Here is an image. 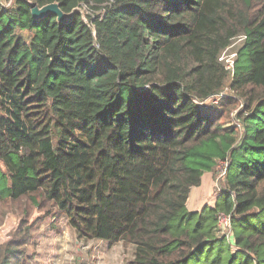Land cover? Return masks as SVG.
<instances>
[{
  "label": "trees",
  "instance_id": "trees-1",
  "mask_svg": "<svg viewBox=\"0 0 264 264\" xmlns=\"http://www.w3.org/2000/svg\"><path fill=\"white\" fill-rule=\"evenodd\" d=\"M56 1L93 13L32 14ZM222 160L215 205L190 211ZM0 162V203L50 204L79 238L131 245L132 264H264V0L0 5ZM15 232L0 264H27Z\"/></svg>",
  "mask_w": 264,
  "mask_h": 264
},
{
  "label": "rangeland",
  "instance_id": "rangeland-1",
  "mask_svg": "<svg viewBox=\"0 0 264 264\" xmlns=\"http://www.w3.org/2000/svg\"><path fill=\"white\" fill-rule=\"evenodd\" d=\"M76 10L85 20L93 13L86 3H82ZM243 39V36L237 37L223 50L221 61L227 67L233 68L237 50ZM222 93H229V90L224 88ZM219 100V98H212L206 103L217 105ZM236 112L233 110V115ZM217 166L213 180L214 197H217L215 196ZM5 173L6 168L0 162V180ZM26 212L28 215L25 216ZM12 228L13 231L16 229L14 236L17 238L23 237L25 232L29 233V240L24 246L27 264H132L134 260V248L131 245L123 242L110 244L103 239L79 238L76 230L69 224L67 216L57 208L51 207L50 204L37 207L27 200L18 204L10 203V200L0 203V243L4 237L9 236V231L13 232ZM222 233L228 236L229 232L222 231ZM205 252L209 254L207 248ZM202 255L198 252L190 261L193 264H203L206 255L203 259Z\"/></svg>",
  "mask_w": 264,
  "mask_h": 264
},
{
  "label": "crops",
  "instance_id": "crops-1",
  "mask_svg": "<svg viewBox=\"0 0 264 264\" xmlns=\"http://www.w3.org/2000/svg\"><path fill=\"white\" fill-rule=\"evenodd\" d=\"M214 175V170L205 172L201 184L191 188L187 200V208L190 211L201 212L205 205H215L217 197L213 195Z\"/></svg>",
  "mask_w": 264,
  "mask_h": 264
},
{
  "label": "built area",
  "instance_id": "built-area-1",
  "mask_svg": "<svg viewBox=\"0 0 264 264\" xmlns=\"http://www.w3.org/2000/svg\"><path fill=\"white\" fill-rule=\"evenodd\" d=\"M14 0H0V5L8 8L11 7L13 4ZM230 68V67H228ZM223 93H220L217 97L220 99V96H222ZM207 101H201V104H205ZM217 102V101H216ZM229 162L228 160H222L218 163L217 166V175L215 177V188L217 191H215V196H218V194L222 191V187H223V182L225 181V177L227 174V168H228ZM218 226L220 227L221 231L227 233V231L229 233L228 236H230L232 234V218L230 214L224 213V212H219L218 213Z\"/></svg>",
  "mask_w": 264,
  "mask_h": 264
},
{
  "label": "water",
  "instance_id": "water-1",
  "mask_svg": "<svg viewBox=\"0 0 264 264\" xmlns=\"http://www.w3.org/2000/svg\"><path fill=\"white\" fill-rule=\"evenodd\" d=\"M75 11H77L76 8L70 13L64 12L60 6V3L57 1L43 6H39L37 3H34L32 6V14L34 16L54 14L57 16V20L59 22L70 21Z\"/></svg>",
  "mask_w": 264,
  "mask_h": 264
}]
</instances>
